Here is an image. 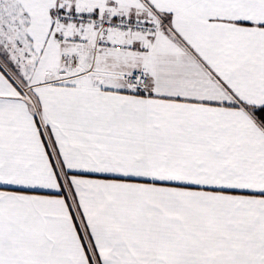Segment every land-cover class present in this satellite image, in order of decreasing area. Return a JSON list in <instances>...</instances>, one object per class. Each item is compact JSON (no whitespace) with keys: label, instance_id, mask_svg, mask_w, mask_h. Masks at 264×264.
Returning a JSON list of instances; mask_svg holds the SVG:
<instances>
[{"label":"snow or ice","instance_id":"1","mask_svg":"<svg viewBox=\"0 0 264 264\" xmlns=\"http://www.w3.org/2000/svg\"><path fill=\"white\" fill-rule=\"evenodd\" d=\"M0 264H264V0H0Z\"/></svg>","mask_w":264,"mask_h":264}]
</instances>
